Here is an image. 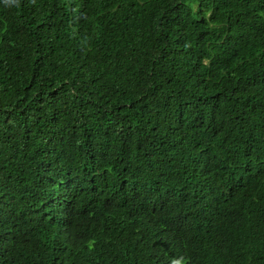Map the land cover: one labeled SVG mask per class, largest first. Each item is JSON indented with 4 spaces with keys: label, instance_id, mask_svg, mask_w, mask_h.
<instances>
[{
    "label": "trees",
    "instance_id": "1",
    "mask_svg": "<svg viewBox=\"0 0 264 264\" xmlns=\"http://www.w3.org/2000/svg\"><path fill=\"white\" fill-rule=\"evenodd\" d=\"M264 264V0H0V264Z\"/></svg>",
    "mask_w": 264,
    "mask_h": 264
},
{
    "label": "clouds",
    "instance_id": "2",
    "mask_svg": "<svg viewBox=\"0 0 264 264\" xmlns=\"http://www.w3.org/2000/svg\"><path fill=\"white\" fill-rule=\"evenodd\" d=\"M173 264H176V262L174 261Z\"/></svg>",
    "mask_w": 264,
    "mask_h": 264
}]
</instances>
